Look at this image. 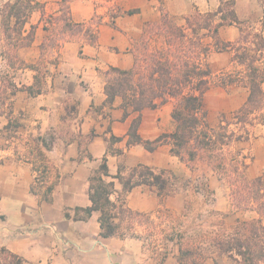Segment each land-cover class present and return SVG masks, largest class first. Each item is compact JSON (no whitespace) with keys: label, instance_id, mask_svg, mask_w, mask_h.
Returning a JSON list of instances; mask_svg holds the SVG:
<instances>
[{"label":"crops","instance_id":"1","mask_svg":"<svg viewBox=\"0 0 264 264\" xmlns=\"http://www.w3.org/2000/svg\"><path fill=\"white\" fill-rule=\"evenodd\" d=\"M14 1L2 0V4ZM31 1L41 8L28 16L23 35L33 27V39L18 48L17 57L33 68L10 70L9 77L21 88L34 86L39 75L41 91L37 95L25 90L10 95L9 91L0 103V250L16 256L20 264H234L213 244L187 246L183 238L176 239V221L184 225L190 215L184 206L191 184L204 180L219 227L229 229L237 222L257 220L258 214L235 210L218 174L199 160L190 168L170 153L168 140L152 151L142 144L127 145L128 131L137 117L142 141L172 133V101L158 100L155 109L140 113L125 109L121 98L106 101L108 71L132 69L134 44L160 19L159 0H69L68 23L82 27L76 33L65 29L62 20L56 21L62 0ZM192 1L194 6L186 0H162V6L170 18L182 19L178 26H185L193 8L201 14L216 11L215 0ZM225 1H233L240 24L218 30L220 42L230 43L233 49L219 51L210 36L203 39L209 48L204 64L211 73L203 96L210 127H216L221 116L230 121L249 95L242 81L245 67L234 55L239 46L253 54L255 45L252 38L243 43L242 35L264 38V0ZM130 10L137 12L111 18L112 13ZM254 55L255 65L264 69V48ZM225 77L222 84L220 79ZM229 78L235 80L229 83ZM261 89L264 93V81ZM255 115L263 122L255 120L246 126L247 139L230 148L245 156L246 176L264 179V109ZM104 160L107 176L103 181L112 184L111 223L116 228V234L108 238L101 236L100 212L91 210L90 199V180ZM139 166L165 172L166 179L174 180L173 189L160 196L156 188L141 185L123 196L118 175L126 178ZM120 208L146 216L154 223V234L138 223L126 225ZM178 232L179 237L186 236L185 229ZM0 264H8L1 254Z\"/></svg>","mask_w":264,"mask_h":264},{"label":"trees","instance_id":"2","mask_svg":"<svg viewBox=\"0 0 264 264\" xmlns=\"http://www.w3.org/2000/svg\"><path fill=\"white\" fill-rule=\"evenodd\" d=\"M60 4L61 19L64 28L76 33L82 27L68 23V7ZM161 18L154 26V32L149 33L144 41V57L134 53V65L132 69L123 71L111 68L107 73L105 95L107 102L115 98H121L123 107L134 113H140L144 109H155L157 102L172 101L171 118L175 129L170 134H164L154 141H142L137 134L139 117L131 124L128 131V146L142 144L149 151L154 150L167 140L171 145L170 153L178 157L182 162L190 166L199 160L218 174L221 180H226L231 188L232 206L238 211H254L259 218L252 221L237 222L229 229H223L221 238L213 241L222 253L228 255L234 264H264V179L257 177L247 179L246 158L241 151H234L230 147L237 141L246 140L248 133L246 126H251L253 121L263 122L262 117L255 115L264 109V93L261 84L264 81V69L255 65L256 56L260 49L264 48V38L259 34L244 33L241 38L246 43L252 38L255 45L253 54L249 48L239 46L235 49L234 60L245 67V76L242 79L249 89V95L245 104L232 113L228 121L221 116L216 127H210L206 123L203 105V96L210 86L211 73L204 59L209 53V48L203 44V39L210 36L214 40V46L219 51L233 49L230 43L220 42L218 30L223 26H238L233 1H220L216 11L201 14L195 11L186 18L185 26L176 25L167 14L163 13L162 0H159ZM41 5L31 0H16L13 3H5L1 9L2 26L6 31L11 30L15 34L7 35L10 50L13 53H4V59L11 70L33 68L20 61L15 50L28 46L33 39L34 28L27 35H23L24 26L28 16ZM136 10L125 13L117 12L112 19L121 14L133 15ZM91 27L88 26L87 30ZM91 39H95L93 33ZM161 42L160 46L150 48V41ZM10 51V52H11ZM251 51V50H250ZM228 77L221 78L225 84ZM235 79L229 78V83ZM227 81V82H228ZM10 95L18 91H27L30 95H37L41 91L40 76L32 87L18 88L11 81L8 83ZM127 115V114H126ZM48 150V144L42 143ZM107 176V166L104 160L98 172L91 178L92 211L100 212L101 236L108 238L116 234V228L111 223V210L114 205L109 200L112 184H105L103 177ZM165 172L155 173L149 168L139 166L126 178L118 175V180L123 185V196L133 188L147 185L156 188L158 195L169 194L168 179ZM128 214H134L122 209ZM137 215V214H135ZM139 215V214H138ZM228 231V232H227ZM3 260L8 264H20L21 260L16 256L0 250Z\"/></svg>","mask_w":264,"mask_h":264},{"label":"rangeland","instance_id":"3","mask_svg":"<svg viewBox=\"0 0 264 264\" xmlns=\"http://www.w3.org/2000/svg\"><path fill=\"white\" fill-rule=\"evenodd\" d=\"M186 1L188 3V6H194V3L192 0H186ZM220 1H225V0H215L214 10L218 8ZM68 2H69V0H67V3L62 4V5L65 7H68ZM6 3H10V2H6ZM191 3H192V5H191ZM4 4H2V0H0V9ZM158 10L160 12V18H161L160 3L158 6ZM162 10H163V13L167 14V16H168V13L166 12V10L164 9L163 6H162ZM195 11H198V10L196 8H193L192 11L187 16L192 15ZM111 15H113V13ZM60 19H61V15L56 18V21L58 22V20H60ZM170 19L175 24H178L182 20L181 18H178V17L174 18V19H172V18H170ZM153 32H154V26L149 25L146 28V30L144 31L140 40L134 44L133 50H135L136 54L139 55L138 58L140 57V59H142L144 57V48H143L144 41L148 37V34L153 33ZM8 34L13 36L15 33L14 32L12 33L11 30H9V31L5 30L4 25L2 26V16L0 14V103L6 99L8 93L10 91V87H9L8 83L10 81V77H9L10 72L9 71L11 69L8 67L7 62L4 59H1L2 54L4 55V53L5 54L6 53H11V54L13 53V51L10 50V48H11L9 46L10 42L6 41V38H8L7 37ZM243 36L244 35H242V37ZM55 38H56V36H55ZM149 44H150V48L153 50L154 47L160 46L161 42L159 41L157 43H154V38H152ZM17 50L18 49H16L14 51L16 55H17ZM40 152L41 151H38V154ZM39 157L41 158V155H39ZM194 166H195V162L190 165V168L193 169ZM246 177L249 180L257 178V177L250 176V174H248V173H247ZM173 182H174V180L172 178L168 179V190L173 189V187L170 186L171 184H173ZM187 183L188 182H186L185 185H187ZM222 183L225 186L226 192H227L228 197H229V201H230V203H232L231 188L228 185L226 180H222ZM191 185H192L191 186L192 193L190 194V197L184 206V212L190 214L189 218L185 220L184 225L181 222V224L183 226L178 224V221H176V223H175L176 231L177 232L183 231V229H185L186 236L179 237V236H181V234H180L181 232H178V234L176 232V239L182 240V238H183V240L181 242H183L187 246L190 243H206L207 248H209L208 245L213 244V241L215 239L221 238L223 233H226V232L223 231V229H224L223 226L219 227V225L221 223L220 218L217 215H215L214 211L210 208L212 194L206 188L204 180L199 178L197 182H194ZM118 212H119L121 218H123L125 220L126 225L131 226V225H135V223H138V224H141V225L147 227L148 231H151V229H152V233L154 234V223L152 224L146 216H141L138 214L137 215L128 214L121 209H119ZM178 225H180L182 227L179 228ZM148 233H150V232H148ZM146 238L150 239V237H148V236H146ZM151 239L154 242V237ZM202 247H204V246H202Z\"/></svg>","mask_w":264,"mask_h":264}]
</instances>
